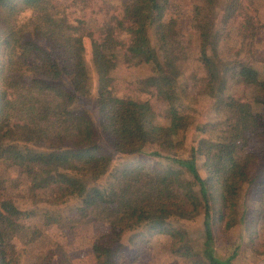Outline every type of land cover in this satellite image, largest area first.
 <instances>
[{
    "label": "trees",
    "instance_id": "16d2710c",
    "mask_svg": "<svg viewBox=\"0 0 264 264\" xmlns=\"http://www.w3.org/2000/svg\"><path fill=\"white\" fill-rule=\"evenodd\" d=\"M168 1L130 0L116 23L128 33V42L123 44L129 57H141L158 68L161 59L170 70L184 52L176 21L163 20ZM218 1L196 0L192 8L193 28L209 83L220 79L209 57V53L215 54L218 41L213 22ZM242 1L225 0L222 24L242 13ZM26 14L31 18L25 22ZM93 46L92 62L102 85L105 65L99 47ZM83 52L69 34L64 14L51 0H0V162L21 168L39 165L42 178L53 191L61 197L80 199L82 206L77 213L109 224V233L94 248L96 264H114L122 248L121 238L128 229L137 228L168 234L172 253L191 264H230L236 250L226 260L216 254L214 216L218 221L227 217L225 228L230 229L241 184L264 187L261 174L252 170L255 155L240 157L233 151L236 141L250 133L264 135V116L253 113L246 100L228 96L223 100L231 118L227 137L217 144L200 139L189 159L171 158L168 150L174 147L183 123L178 107L168 104L163 115L169 118V125L161 127L153 123L155 113L148 102L110 96L94 101L97 119H93L77 103L86 96ZM15 54L20 59L32 58L39 75L16 81L12 76ZM230 73L264 109V80L258 71L241 64ZM169 79V75L162 76L161 82L167 85ZM161 95L169 100L168 94ZM13 116H19L18 120L13 121ZM104 137L111 141L113 151L124 155L143 153L147 146L156 145L166 154L160 156L154 151L150 155L169 159L171 164L152 174L133 168L115 170L111 181L101 183L99 175L111 158L99 145ZM198 156L207 164L204 177L196 166ZM91 161L97 163L93 168L87 166ZM199 213L203 240L197 247L181 224L190 225L194 221L191 216ZM21 217L13 202L0 196V264H12L14 252L6 229L18 225ZM195 248L200 252L195 253Z\"/></svg>",
    "mask_w": 264,
    "mask_h": 264
},
{
    "label": "rangeland",
    "instance_id": "374dc122",
    "mask_svg": "<svg viewBox=\"0 0 264 264\" xmlns=\"http://www.w3.org/2000/svg\"><path fill=\"white\" fill-rule=\"evenodd\" d=\"M54 7L66 20L72 39L83 47L86 60V75L82 77L86 96L77 103L97 119L94 101L110 96L148 102L155 113V126L166 127L169 118L163 114L169 103L176 105L183 118L179 133L168 152L171 158L189 159L198 140L217 144L227 137L228 109L224 98L233 96L246 100L253 113L264 116L262 105L253 102L250 90L234 80L231 71L241 64H249L264 80V0H243L240 15L227 24H222L221 11L225 0L216 4L213 22L218 41L215 54L209 53L220 79L209 83L208 73L201 61L200 42L193 28L192 8L196 0H169L163 12V20L176 21L175 29L181 36L184 55L169 70L159 60V68L141 57L131 58L123 43L128 42V33L119 27L116 19L130 0H51ZM26 14L23 21L30 17ZM151 40L153 30L150 29ZM30 35V33H28ZM155 43V40L154 42ZM96 44L104 62L103 84L98 83L93 62V45ZM1 59V58H0ZM12 76L25 82L38 76L32 58L20 59L15 54ZM169 75L168 84L161 82ZM150 78L153 80L148 81ZM214 88L213 90H211ZM16 93H20L16 90ZM168 94L169 100L161 94ZM169 104V105H168ZM19 116H13L17 121ZM199 127V128H197ZM99 145L111 155L105 172L99 181L106 183L115 170L133 168L141 173L152 174L167 168L171 161L150 155L166 151L149 145L143 153L124 155L113 151L111 141L101 138ZM233 151L243 157L255 155L253 172L261 174L264 182V135L251 134L236 141ZM204 157L198 156L196 166L201 176L206 175ZM97 165L95 161L88 167ZM103 166V167H104ZM39 165H14L0 162V196L9 199L22 212L20 222L6 230L11 241L14 257L12 264H96L94 248L98 240L106 236L109 224L93 217L82 216L77 209L82 206L77 196L61 197L45 183ZM102 172V171H101ZM242 183L241 195L235 207L234 223L225 228L227 217L218 221L214 216L213 231L216 254L226 260L235 251L230 264H264V187ZM218 204H214V209ZM201 214H193L189 224H181L190 232L194 245L203 240ZM158 220V219H156ZM164 222L169 219H162ZM120 242L121 250L114 264H191L171 251V238L157 229H128ZM195 248V253L200 252Z\"/></svg>",
    "mask_w": 264,
    "mask_h": 264
}]
</instances>
